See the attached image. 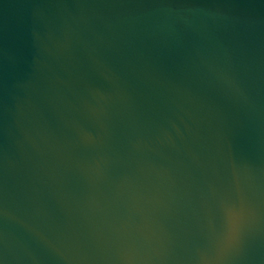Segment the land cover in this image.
<instances>
[{"label":"water","instance_id":"water-1","mask_svg":"<svg viewBox=\"0 0 264 264\" xmlns=\"http://www.w3.org/2000/svg\"><path fill=\"white\" fill-rule=\"evenodd\" d=\"M0 264H264V0H0Z\"/></svg>","mask_w":264,"mask_h":264}]
</instances>
